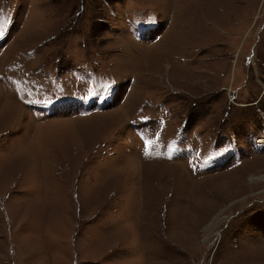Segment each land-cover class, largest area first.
<instances>
[{
  "label": "rangeland",
  "instance_id": "rangeland-1",
  "mask_svg": "<svg viewBox=\"0 0 264 264\" xmlns=\"http://www.w3.org/2000/svg\"><path fill=\"white\" fill-rule=\"evenodd\" d=\"M262 140L264 0H0V264H264Z\"/></svg>",
  "mask_w": 264,
  "mask_h": 264
},
{
  "label": "bare ground",
  "instance_id": "bare-ground-1",
  "mask_svg": "<svg viewBox=\"0 0 264 264\" xmlns=\"http://www.w3.org/2000/svg\"><path fill=\"white\" fill-rule=\"evenodd\" d=\"M86 121V120H85ZM262 142H264V140H262ZM233 181V180H232ZM252 183L254 184V185H256V183H255V181H257L256 180V178L255 177H253L252 178ZM259 181V180H258ZM232 184V183H231ZM221 221H222V219H220V217H216L213 221H212V223L211 224H209L208 226L209 227H207L205 230H210L211 228H214L215 226H218V224H221ZM204 230V231H205ZM205 233V232H204Z\"/></svg>",
  "mask_w": 264,
  "mask_h": 264
}]
</instances>
